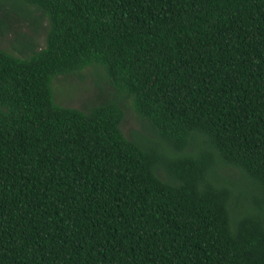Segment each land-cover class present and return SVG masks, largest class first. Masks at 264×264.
<instances>
[{
    "label": "trees",
    "instance_id": "1",
    "mask_svg": "<svg viewBox=\"0 0 264 264\" xmlns=\"http://www.w3.org/2000/svg\"><path fill=\"white\" fill-rule=\"evenodd\" d=\"M10 34L0 264H264V0H0Z\"/></svg>",
    "mask_w": 264,
    "mask_h": 264
},
{
    "label": "rangeland",
    "instance_id": "2",
    "mask_svg": "<svg viewBox=\"0 0 264 264\" xmlns=\"http://www.w3.org/2000/svg\"><path fill=\"white\" fill-rule=\"evenodd\" d=\"M22 31L31 34V30L27 25H23ZM44 35L42 33L38 36L39 42L43 44ZM13 34L7 37L0 38V46L7 49H12L10 40H12ZM95 68L89 66L84 68L81 72L82 77L77 75H57L53 78L52 87L54 91V99L59 102L60 105L84 107L90 100H98L100 95L99 78L96 74ZM100 74H103L104 70L98 68ZM102 86L105 90L113 89L107 85L106 82H102ZM122 129L128 137H132L137 132H143L150 135V132L144 128V122L137 114L134 105L130 100L126 101L125 117L122 123Z\"/></svg>",
    "mask_w": 264,
    "mask_h": 264
}]
</instances>
